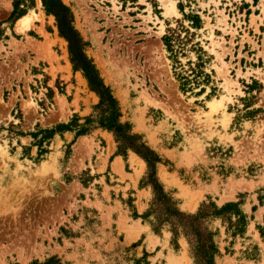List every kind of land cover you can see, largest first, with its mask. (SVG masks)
Instances as JSON below:
<instances>
[{
  "label": "rangeland",
  "instance_id": "374dc122",
  "mask_svg": "<svg viewBox=\"0 0 264 264\" xmlns=\"http://www.w3.org/2000/svg\"><path fill=\"white\" fill-rule=\"evenodd\" d=\"M14 1L0 0V264H45L52 257L60 264H134L143 251L150 264H193L184 239L174 250L168 232L157 236L134 218L152 198L139 185L145 163L133 153L116 155L112 134L56 135L49 153L35 160L29 133L68 123L74 114L89 116L98 98L73 70L41 0L19 32L23 17L15 20ZM62 2L118 101L121 120L162 158L159 180L180 209L241 202L246 234L232 241L216 222L215 264H264L258 202L264 196V0ZM189 14L201 20L191 32L207 55L212 94L209 87L200 96L181 92L161 41L169 28H188ZM199 54L195 49L187 58L195 62Z\"/></svg>",
  "mask_w": 264,
  "mask_h": 264
},
{
  "label": "trees",
  "instance_id": "16d2710c",
  "mask_svg": "<svg viewBox=\"0 0 264 264\" xmlns=\"http://www.w3.org/2000/svg\"><path fill=\"white\" fill-rule=\"evenodd\" d=\"M41 5L46 15L54 17L58 35L67 43L73 70L82 74L88 90L97 96L98 103L89 116L80 118L74 114L68 123H59L44 129L37 126L34 132L29 133L28 136L32 139L31 146L37 148L35 160L39 162L49 153L48 147L56 135L62 137L65 133H70L74 135V139H77L96 130L112 134L116 143V155L126 158L129 153H133L145 163L146 170L139 185L141 188H149L152 198L146 211L141 216L134 213V218H141L142 223L147 224L151 232L157 236H161L163 231L168 232L170 245L174 250L179 249V241L184 239L193 264H215V259L220 255L216 241L219 228L214 226L216 222L225 229L226 237L231 238L232 241L246 234L249 221L241 208V202H228L219 207L209 200L202 203L194 213L182 211L173 193L167 191L159 180L158 167L163 163L162 158L147 145L140 134L133 132L128 122L121 120L119 103L111 89L105 85L93 60L88 57L86 53L88 44L75 28L70 8L62 0H41ZM33 7L34 0H15L12 11L15 20L23 17ZM185 18L190 23L188 28L182 24H178L173 29L169 28L161 41L173 64L174 75L179 82L181 92L194 94V91L198 90L195 95L200 96L205 93L206 87H209L212 94L216 91V87L211 75L205 72L207 61L204 58L207 55L202 51L199 43L194 42L195 34L191 32L201 29V20L196 14L186 15ZM195 49H198L200 54L197 55L196 61L192 62L187 58V53L195 52ZM182 58L187 59L186 64L181 63ZM253 85L261 89V85L256 81H253ZM246 88L250 92L254 90L253 86ZM256 112L261 110L258 109ZM17 118H21L19 113ZM67 148L66 158L70 154V146L68 145ZM263 200L264 196L259 195L258 202L261 206L264 205ZM259 230L261 237H264V232ZM232 245L233 242H230V246ZM137 246L138 243H134L131 248ZM149 257L150 255L143 251V256L134 260V264H150L147 261ZM253 259L255 260L254 257ZM50 263L60 264L55 257L45 262V264Z\"/></svg>",
  "mask_w": 264,
  "mask_h": 264
},
{
  "label": "bare ground",
  "instance_id": "6f19581e",
  "mask_svg": "<svg viewBox=\"0 0 264 264\" xmlns=\"http://www.w3.org/2000/svg\"><path fill=\"white\" fill-rule=\"evenodd\" d=\"M29 25V20L27 17H23L20 20L17 21L16 23V29L17 31H23L28 28Z\"/></svg>",
  "mask_w": 264,
  "mask_h": 264
}]
</instances>
